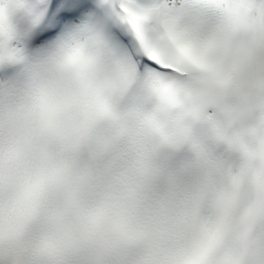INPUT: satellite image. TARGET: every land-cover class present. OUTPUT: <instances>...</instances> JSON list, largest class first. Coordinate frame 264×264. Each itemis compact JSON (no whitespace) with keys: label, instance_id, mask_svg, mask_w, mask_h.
<instances>
[{"label":"clouds","instance_id":"1","mask_svg":"<svg viewBox=\"0 0 264 264\" xmlns=\"http://www.w3.org/2000/svg\"><path fill=\"white\" fill-rule=\"evenodd\" d=\"M141 2L37 52L0 0V264H264V0Z\"/></svg>","mask_w":264,"mask_h":264},{"label":"snow or ice","instance_id":"2","mask_svg":"<svg viewBox=\"0 0 264 264\" xmlns=\"http://www.w3.org/2000/svg\"><path fill=\"white\" fill-rule=\"evenodd\" d=\"M144 11L153 7L147 0L139 3ZM26 24L33 26L27 40L29 50L40 51L79 31L93 14H102L96 0H22ZM109 38L114 48L129 61L138 63L142 70H160L151 43L113 17L109 25ZM25 43L23 33L17 37ZM23 51V49H21Z\"/></svg>","mask_w":264,"mask_h":264}]
</instances>
